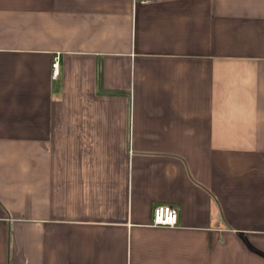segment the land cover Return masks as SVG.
I'll list each match as a JSON object with an SVG mask.
<instances>
[{
  "label": "crops",
  "instance_id": "1",
  "mask_svg": "<svg viewBox=\"0 0 264 264\" xmlns=\"http://www.w3.org/2000/svg\"><path fill=\"white\" fill-rule=\"evenodd\" d=\"M0 264H264V0H0Z\"/></svg>",
  "mask_w": 264,
  "mask_h": 264
},
{
  "label": "built area",
  "instance_id": "2",
  "mask_svg": "<svg viewBox=\"0 0 264 264\" xmlns=\"http://www.w3.org/2000/svg\"><path fill=\"white\" fill-rule=\"evenodd\" d=\"M141 4L149 3L153 0H136ZM59 66V54L53 56L51 64V77L57 78ZM178 221V210L171 204H157L152 209V226L173 227Z\"/></svg>",
  "mask_w": 264,
  "mask_h": 264
}]
</instances>
